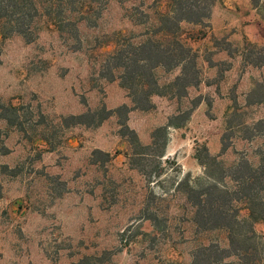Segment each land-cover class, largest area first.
I'll return each instance as SVG.
<instances>
[{"label": "rangeland", "instance_id": "obj_1", "mask_svg": "<svg viewBox=\"0 0 264 264\" xmlns=\"http://www.w3.org/2000/svg\"><path fill=\"white\" fill-rule=\"evenodd\" d=\"M119 1L108 3L95 28L79 24L77 41L45 25L32 43L14 35L0 44V105L14 108L0 110V264H198L201 247L228 248L226 230L206 231L193 221L183 185L216 181L232 189L228 177L241 158L254 166L264 158V66L249 65L257 60L244 50L247 43L264 47V0H215L210 19L182 22L198 85L178 94L169 86L179 67L154 71L167 95L152 96L147 112L133 108L119 71L114 81L102 76L108 59L100 53L119 32L130 38L151 29L156 4ZM203 1L208 7L211 0ZM196 102L184 125L168 130L171 156H132L145 153L152 132ZM121 105L133 109L126 124L136 138L120 136L122 114L99 126L62 123ZM221 142L229 148L218 156ZM96 149L110 160L92 155ZM254 231L263 242L264 222ZM255 259L264 264V248ZM230 263L240 261L215 264Z\"/></svg>", "mask_w": 264, "mask_h": 264}, {"label": "trees", "instance_id": "obj_2", "mask_svg": "<svg viewBox=\"0 0 264 264\" xmlns=\"http://www.w3.org/2000/svg\"><path fill=\"white\" fill-rule=\"evenodd\" d=\"M110 1L112 0H0V44L14 35L20 36L27 44L32 43L38 39L41 28L45 25H51L61 35H67L68 38L77 41L79 24L84 23L88 27L95 28ZM257 1L259 0H254ZM154 2L156 24L151 29L130 38L119 32L114 39L105 43V46H111V49L100 53L108 59L106 73L102 76L108 81H114L113 72L119 71L117 78L120 86L128 92L133 108L144 112L154 108L150 102L152 96L167 95L159 90L154 71L161 69L170 72L179 67L181 74L175 77L169 86L170 90L172 88L178 90V94L179 92L183 94L184 88L198 85V80L195 79L197 74L195 56L180 38V24L186 22L201 25L204 20L210 19L215 0H211L208 7L204 6L203 0H154ZM254 4L257 6L258 3ZM137 38L145 40L136 44ZM103 46L104 44L99 49L101 50ZM244 50L248 53V60L249 58L257 60V62L248 61L249 65L264 66V47L247 43ZM198 104L199 102L194 103L192 109L182 118L177 116L174 120H168L165 126L155 129L150 144L143 147L146 152L132 156L162 158L167 145L168 128H181ZM12 109L14 108L11 106L0 105V110L4 114ZM132 110L127 105H121L115 110H107L103 106L97 111H87L84 114L62 118V123L67 126H99L113 114H122L125 121L120 124V128L128 132H121L120 136L126 137L128 133L136 138V133L128 130L126 124L127 116ZM3 119L8 124L13 123L8 118L3 117ZM160 140L161 149L155 153ZM228 148L229 145L221 142L218 156L223 155ZM92 155H100L103 158L102 162H108L111 158L108 153L98 149L94 150ZM228 178L234 184L232 189L220 186L216 181L202 187L190 185L188 181L184 182L186 201L194 210L193 221L196 225L206 231H227L228 248L220 249L216 245L201 247L197 258L198 264H215L224 258H236L240 261L236 264H252L264 248V241H257L258 238L254 234V224L264 222V194L262 195L264 158L257 166L241 158L233 166ZM234 204H242V206L236 207ZM147 210L146 207L144 211ZM243 210L247 214L240 218L239 214ZM142 219L151 222L156 220L154 216L146 213H143ZM244 230L251 235L243 233ZM84 263L85 260L82 259L75 264Z\"/></svg>", "mask_w": 264, "mask_h": 264}, {"label": "crops", "instance_id": "obj_3", "mask_svg": "<svg viewBox=\"0 0 264 264\" xmlns=\"http://www.w3.org/2000/svg\"><path fill=\"white\" fill-rule=\"evenodd\" d=\"M127 102V101H126ZM123 103V104H127V103ZM168 130H176V129H170L168 128ZM171 136V135H170ZM173 139H176L173 137ZM215 151V150H214ZM173 153H172V149L170 148V142L166 145V148H165V152H164V156H171Z\"/></svg>", "mask_w": 264, "mask_h": 264}]
</instances>
